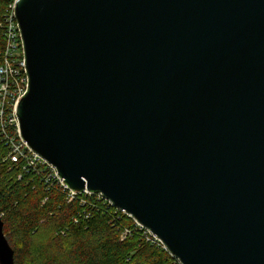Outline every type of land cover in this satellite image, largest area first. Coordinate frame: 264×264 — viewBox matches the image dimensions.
I'll use <instances>...</instances> for the list:
<instances>
[{
	"label": "water",
	"instance_id": "95a60500",
	"mask_svg": "<svg viewBox=\"0 0 264 264\" xmlns=\"http://www.w3.org/2000/svg\"><path fill=\"white\" fill-rule=\"evenodd\" d=\"M22 137L181 264H264V0H15ZM0 211V264H16Z\"/></svg>",
	"mask_w": 264,
	"mask_h": 264
},
{
	"label": "trees",
	"instance_id": "16d2710c",
	"mask_svg": "<svg viewBox=\"0 0 264 264\" xmlns=\"http://www.w3.org/2000/svg\"><path fill=\"white\" fill-rule=\"evenodd\" d=\"M14 2L0 0V23ZM4 46L0 27V63ZM49 172L43 164L13 161L0 126V211L16 264H181L116 207L84 194L70 200ZM125 229L132 233L122 239Z\"/></svg>",
	"mask_w": 264,
	"mask_h": 264
},
{
	"label": "built area",
	"instance_id": "2783aa9c",
	"mask_svg": "<svg viewBox=\"0 0 264 264\" xmlns=\"http://www.w3.org/2000/svg\"><path fill=\"white\" fill-rule=\"evenodd\" d=\"M0 27L5 41L0 63V126L5 140L12 147L13 161L18 162L20 159H25L29 167L39 164L48 166L50 169L49 175L53 179L58 180L60 185L68 191L70 200L75 199L81 194L96 196L98 200H103L109 206H114L117 210L131 217L135 221V228L142 233V237L147 241L161 246L165 250H169L164 241L150 228L140 223L126 210L116 206L101 192H76L71 189L64 182V179L60 177L57 169L28 145L21 135L19 118L16 111L18 101L28 92L29 77L26 69L23 39L15 12V2L9 6L3 21L0 23ZM9 127L15 128V135H11ZM131 233L130 229H125L122 239H125Z\"/></svg>",
	"mask_w": 264,
	"mask_h": 264
}]
</instances>
